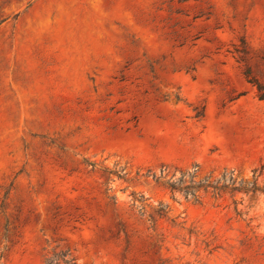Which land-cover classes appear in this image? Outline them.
<instances>
[{
	"label": "rangeland",
	"instance_id": "obj_1",
	"mask_svg": "<svg viewBox=\"0 0 264 264\" xmlns=\"http://www.w3.org/2000/svg\"><path fill=\"white\" fill-rule=\"evenodd\" d=\"M189 173L264 186V0H0V264H264Z\"/></svg>",
	"mask_w": 264,
	"mask_h": 264
},
{
	"label": "trees",
	"instance_id": "obj_2",
	"mask_svg": "<svg viewBox=\"0 0 264 264\" xmlns=\"http://www.w3.org/2000/svg\"><path fill=\"white\" fill-rule=\"evenodd\" d=\"M249 82H251L253 85L257 86V89L259 92H262L263 87L257 83L254 79H249ZM189 179L190 183L184 186H181V184L184 182V178L186 175H182L178 181H172L168 183V188L171 193H174L176 191L182 192L185 197L188 196H195L196 191L200 188H202L204 191H211L214 193V195H218L219 193L225 192L226 190H229L231 193L233 192H243L245 194H256V193H263L264 194V186H258L256 181H253L251 183L248 182H237L236 179L230 175L228 178H226L225 175H223L222 179L223 183H220V180H214L209 181L207 178L201 180L198 183L192 182V175L189 173Z\"/></svg>",
	"mask_w": 264,
	"mask_h": 264
}]
</instances>
